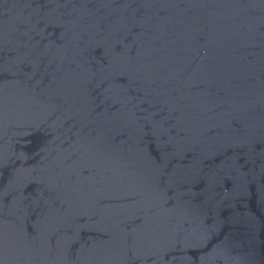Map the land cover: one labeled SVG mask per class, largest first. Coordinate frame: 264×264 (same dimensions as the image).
Instances as JSON below:
<instances>
[{
	"label": "water",
	"instance_id": "1",
	"mask_svg": "<svg viewBox=\"0 0 264 264\" xmlns=\"http://www.w3.org/2000/svg\"><path fill=\"white\" fill-rule=\"evenodd\" d=\"M0 264H264V0H0Z\"/></svg>",
	"mask_w": 264,
	"mask_h": 264
}]
</instances>
